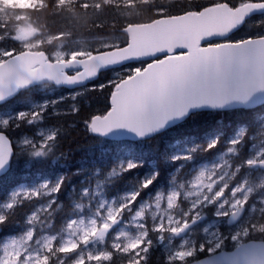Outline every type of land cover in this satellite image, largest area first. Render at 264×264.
<instances>
[{"label":"snow or ice","instance_id":"6c2138e0","mask_svg":"<svg viewBox=\"0 0 264 264\" xmlns=\"http://www.w3.org/2000/svg\"><path fill=\"white\" fill-rule=\"evenodd\" d=\"M138 0H104L105 4H112L116 9L121 6L134 7ZM148 3L149 0H143ZM79 4V8L85 13L90 8L96 12L102 10L100 0L94 3L80 2V0H56L57 11H69ZM196 5V4H194ZM172 13L163 7L153 6L146 21H125L121 29L125 36H129L128 29L136 27H152L156 30H168L176 23H192L198 31L185 41L179 38L177 47L166 45V52L149 57L151 63L145 62L143 68L131 67L128 69L130 75L123 79L110 83L106 86L100 84L98 89L105 91L107 88V106L103 113L93 114L85 122L91 133L101 136L106 135L114 128H127L135 132L137 136L163 127L173 117H182L187 114L191 107L208 105L222 108L231 101H238L241 105L248 107L249 97L255 91V79L259 77L264 81V35L256 38L249 37L240 40L223 39L231 32L241 26L245 19L251 15L264 11V0H241L234 6L228 0H213V2L194 6ZM45 5V0H35V5H29L28 9L39 10ZM20 9V11L28 10ZM78 20L83 18L77 17ZM94 19V18H93ZM84 22H87L86 20ZM258 23H264L258 22ZM95 27L101 28L102 24L96 23ZM2 30V29H0ZM36 30L31 34L23 32L12 33L9 38L20 43L32 39ZM67 33L59 32L55 39H62ZM214 38H221L219 43H213ZM127 48L128 40L121 44L117 42L115 48L107 46L104 50L97 49L95 52L73 51L68 54H58L49 57L46 51L33 45L0 49V102L12 95L19 89L27 87L35 80L47 78L57 84H77L92 80L101 69L124 64L128 58H140L143 53L129 52L127 56L108 57L107 53L115 51L116 48ZM35 49V50H33ZM75 69L69 74L68 69ZM201 73L204 78L201 80ZM264 89V82L258 85ZM93 87L91 90L95 91ZM83 93H75L71 99ZM58 101H52L56 104ZM48 102L37 106L33 105L32 111L20 110L2 122L0 127V172L7 167L13 152L10 140L5 134L9 123L15 121L14 127H20L21 122L28 125L36 124L43 119L47 111ZM79 108L73 104L71 113L75 114ZM60 115L61 113H54ZM67 114V113H65ZM56 131L45 134L41 129L37 132L39 141L25 138L23 144L25 150L31 157L45 158L52 152V146L56 142ZM244 129L229 141L227 152L218 159L221 163L201 167L187 182L177 184L176 176L173 175L171 184L173 187L165 194L158 191L154 197L155 208L159 211L165 205L164 214L159 217L156 212L151 214V221L145 222L144 209L148 207L147 202L140 203L134 215L127 217L134 221L133 227L137 229L135 236L120 230L114 231L115 226L125 219V213H133V204L140 196V191L148 189L156 178L141 182L136 191L120 197V203L115 201L107 203L101 201L96 207L94 216L87 222L83 218L68 219L64 231L67 237L57 241L56 236L35 238L31 227L27 228L19 239L9 238L8 243L0 245V264H123L124 258L127 264H148L150 249L153 246V235L161 242L167 235L169 238H179L185 231L195 227L198 222L204 220L205 210L214 219L203 228L208 239L195 242L188 247L187 241H183L166 254L165 264H264V225L252 224L241 230H236L230 235H225L219 230V224L225 220L229 225L236 222L241 215L248 211H255V203L262 205L264 211V198L250 205L251 188L246 189L247 177H242L233 184V178L237 177L242 170L264 168V150L241 159L235 166V170L229 173L227 168H221V164L227 165L225 156L237 154L242 147ZM218 137L212 139L207 148L216 146ZM196 149L193 148L192 151ZM191 154L174 156L173 160H190ZM138 167L137 164L129 162L121 164L119 169H113L108 173L109 177L119 176ZM65 177L61 176L49 187L48 183L41 184L39 189L23 191L25 198L36 197L38 191L45 190V195L52 196L44 211L51 209L56 204V194L61 193ZM264 187V184L261 185ZM23 187V186H21ZM97 187H99V182ZM73 189L72 194L75 193ZM99 195V193H96ZM20 192H14L11 202L5 207L11 209L17 203ZM71 195V194H70ZM82 196L88 195L84 189ZM183 201L189 205L183 211L180 219H174L170 210H176ZM76 209H83V205L75 202ZM105 204L107 207L105 208ZM59 207V205H57ZM165 214H167L165 219ZM49 215L51 213L49 212ZM37 220L33 213L26 219V224L32 225ZM8 221L6 215L0 214V226ZM217 225V230L209 232V229ZM261 234V240L257 242H241V237H252ZM75 237V238H73ZM121 237H124L121 240ZM36 239L40 246L33 247L30 242ZM230 239L234 245V251H222L226 241ZM107 246L99 250L93 247L87 250V246L95 242ZM203 254V255H201ZM259 257L257 260L256 258Z\"/></svg>","mask_w":264,"mask_h":264},{"label":"trees","instance_id":"16d2710c","mask_svg":"<svg viewBox=\"0 0 264 264\" xmlns=\"http://www.w3.org/2000/svg\"><path fill=\"white\" fill-rule=\"evenodd\" d=\"M87 2L94 3L95 0H87ZM100 2L102 10L99 13L95 8H90L85 13L79 8V4L69 11H57L56 0H45L46 6L39 10L28 9L29 5L6 4L0 0V29H2L0 30V48L19 50V47H27L22 42L17 43L9 38V35L16 33L21 25L29 27L31 33L36 30L34 37L43 39L38 45L47 53L55 47L57 39L54 37L59 32L67 33L62 38L66 41L71 42L77 39L88 41L87 43L93 46L92 52L97 49L104 50L105 48H96L98 40L89 39L116 35V43L122 44L127 39L121 31L125 21L131 20L134 23L146 21L153 6L179 13L191 5H205L213 0H149L147 4L143 0H138L134 7L121 6L119 9L114 8L110 3L105 4L104 0ZM116 2L119 3L121 0ZM228 2L234 6L241 3V0H228ZM20 9L28 10L20 11ZM77 17L83 19L78 20ZM85 20L87 22H84ZM262 21H264V15L249 18L229 36V40L264 35V23H258ZM96 23L102 24L103 27H95ZM47 37L52 40L47 42ZM115 45L112 47L115 48ZM145 62L148 61L132 62L123 67L143 68ZM128 75L130 72H125L121 79ZM108 78L107 71L102 72L98 81L94 82L90 88L81 91L83 95L78 96L75 101H71L79 108L77 113L72 114L71 109L50 117H45L44 113L42 121L36 124L28 125L26 122H21L20 127L17 128L14 127L16 122L11 121L5 130L9 136L26 134L33 140H37L35 129L41 123H46L53 130H57L56 142L47 157H31L25 147L22 152L15 148L9 170L0 177V204L5 202L9 193L19 186L34 190L42 182L53 185L59 177H65L61 193L56 194V204H53L45 216H42L46 222L43 227L47 228L46 231L50 235H58L66 226L65 222L76 216L74 201L82 202V189L91 188L97 181L102 183L107 198H116L128 190L136 191L143 180L152 178L155 173L156 178L153 183L148 189L141 190L138 198L148 191L150 194L156 191L165 192L173 186L171 184L173 175L177 180L187 179L202 161H210L225 151L229 147V141L241 129H244V136L242 147L236 154L238 158L236 163L253 155L256 146L264 140V104L252 109H233L222 112L195 111L182 123L139 141H112L94 136L85 122L93 114H101L105 111L107 88L102 92L98 86L110 85L106 83ZM93 87L97 89L91 90ZM64 105L68 107L71 105L69 99ZM217 137L216 146L208 149V143ZM193 148L196 150L192 151ZM188 154H191L190 160L172 159L174 156ZM129 162L137 164L138 167L120 173L119 176H108L113 169H118L119 163L126 166ZM73 189L76 190L74 194H72ZM41 202L42 199L36 197L23 198L4 212L3 215L8 217V221L4 226H0V245L6 236L22 234L30 227L25 221ZM261 207L262 205L256 203V210L250 214L246 226L264 225V211L260 210ZM249 239H261V234L244 237V240ZM224 248H229L227 241ZM166 254V250H161V245L152 246L148 264H165ZM114 264H116L115 261ZM123 264H127L126 258Z\"/></svg>","mask_w":264,"mask_h":264},{"label":"rangeland","instance_id":"374dc122","mask_svg":"<svg viewBox=\"0 0 264 264\" xmlns=\"http://www.w3.org/2000/svg\"><path fill=\"white\" fill-rule=\"evenodd\" d=\"M2 2L6 3V4H15L17 6L35 5V0H2ZM30 31H31V29L29 27L20 25L18 27V30L16 31V33L17 32H23L25 34H31ZM116 39H117L116 35H110L108 37H101L100 39L93 38V39H89V40H98L99 43L96 45V48H98V47L106 48L107 46H114L115 44H117ZM42 40H43L42 38H35L33 35L32 39L24 40V41H22V43L24 46L30 47L33 45H38L39 43L42 42ZM51 40H52V38H50V37L46 38L47 42H50ZM87 42L88 41H85L84 39H77V40H73L71 42L63 40V39L57 40L55 47L49 53L53 57V56H56L58 54H68V53H71L73 51H81L82 50L85 52H89V51H91L93 46ZM0 49H5V48H0ZM128 69H129V67H122L119 69L112 70L109 73V76H108L109 78L107 79L106 83L116 82V81L120 80L121 77L124 76L125 72H129ZM41 92H44V96L46 99L45 100H38V101H31L30 102L31 107H33V105H36L37 107H39V105L43 104L44 102H48V104H50L54 100L55 101H63L65 98H67L66 95L57 94L55 91H53V89L46 90L45 88L42 87ZM75 93H77V92H74L72 94V96ZM54 94L56 96H53ZM47 95H51V97H47ZM69 109H71V108H69ZM13 114H14V111L12 110L11 107H6L3 109H0V126H3L2 122L4 120L8 119L9 117H11ZM41 129L44 130L45 134H49L51 131H53V129L50 126L41 127L40 129H38V131H40ZM25 138L30 139V140L35 142V140H33L29 136H21L18 143H17V145L19 146L18 149L20 152H22V149L25 147V145L23 144V140ZM39 140H40V137L37 139V141H39ZM256 147L257 148L254 150L253 155H255L257 152L264 150V140H261L260 143ZM227 149L225 151H223L221 154H218L215 158H213L210 161H202L196 167L195 171L192 172V174L187 179H183V178H180L178 180L176 179L177 184H179L181 182H187L203 166H208L210 168L213 164L221 163L218 158L220 156L224 155L227 152ZM225 160L228 161V164L227 165L221 164V168L222 169L227 168L229 173H231L232 171L235 170V166L237 164L236 162L238 161V158H236V154L235 155L228 154L225 156ZM120 166H121V163L118 164V169ZM245 176L247 177V181H248L246 186H245L246 189L247 188L252 189V192L250 193V195H251L250 205H251L252 203H255L256 201H258L259 199L264 198V187L261 186L262 184H264V170H261L260 168L242 170L241 173L237 175V177L233 178V184ZM98 182H99V187H97ZM44 183H48V182H42L41 184H44ZM51 186L52 185L49 184V187H51ZM172 187L173 186H171L164 193L166 194ZM37 189H39V187L34 189V190H37ZM85 189L88 190V195L86 197L82 196V202H79L84 207H83V209H76V207H75L77 213H76V216L73 217L75 219L83 218L85 220V222H87V220L90 217L94 216V212L96 210V207L99 205V203L101 201H106L107 203H112L113 201H115L116 204H119L121 202L120 197L124 196L127 193L134 191V190H128L125 193L117 196L116 198H107L104 194L103 185L100 181L95 182L91 188H85ZM25 190L29 191V192L33 191L31 189H27L24 186L23 187L19 186L16 189H14L12 192H10L8 199L5 202L0 204V214H4V212L9 209V208L5 207V205L8 204L9 202H11L12 193L17 192V191L20 192V195L17 197V203H18V201L20 199L25 198L23 196V191H25ZM82 190H84V189H82ZM45 191H46V189L38 191L36 198L42 199V202L40 204H38L32 210V212L30 214V215H32L33 213H35L37 215V220L32 225H30V227L32 228V230L34 232L35 238L41 239V243L43 242V239H42L43 237L52 236L46 231L47 228L43 227L44 223H46V222H45V218H43L42 216H45V213H47L50 210V209H48V211H44V209L47 208L48 201L52 198V196L45 195L44 194ZM97 192L99 193V195L96 194ZM157 192L158 191L154 192L153 194H150V192L148 191V192H145L140 198H138L137 201L132 206L133 207V213H125V219L122 220L119 224H117L115 226L114 231L119 233L120 230H123L125 233L132 235V236H135L137 234V229L133 227V224L135 222L131 221L127 217L134 215V212L136 210H138L140 203L147 202V205H148V207L144 209V220H145V222L151 221V214L153 212H156L158 217L161 214H164V209L166 207L165 205H162V207L159 211L155 208L154 197H155ZM15 204H13V205H15ZM74 206H75V204H74ZM188 206H190L189 202L183 201L180 204V207L177 208L175 211L170 210L174 219H180L183 211L186 210V208ZM106 207H107V204H105V208ZM255 207H256V203H255ZM252 212L253 211H251L250 209L248 211H246L244 216L242 217V219L237 224H235L233 226H228L226 224V220H225L224 222L219 224V226H218L219 230L225 235H230L232 232H234L236 230H241L242 228L246 227L248 218ZM166 216H167V214H165V219H166ZM204 217H205L204 220L198 222V224L195 227L191 228L190 230L185 231L179 238H176V237L169 238L166 235L163 242H161L155 235H153V237H152L153 247H156L159 244V245H161V250H166L167 254H171V251L173 249H175L177 247V245L183 241H187L186 246L190 247V246H192V244L194 242L196 244H199L201 241L207 240L209 237H208V235H206L204 233L203 228L205 226H207L209 223H212L214 217L211 214H209L207 212V210H205ZM73 218H71V219H73ZM36 229H37V231H36ZM216 230H217V225H213V227L209 229V232H214ZM21 235L22 234L6 236L2 241V245L5 243H8L9 238L14 237L16 239H19ZM67 235H68V233L66 231H64V229H63L62 232H60L58 235H54V236H56L57 242H59L60 240L66 238ZM73 238H75V237H73ZM123 239H124V237H121V240H123ZM243 241H245V240H244V237L242 236L241 242H243ZM227 243H228V247H229L227 250H231L232 248H234L233 242L230 239L227 240ZM30 244L36 248H38L40 246L39 244L36 243V239L31 241ZM94 246L97 250H99L101 247H105V244L101 245L98 241L95 242L94 245L92 243H90L87 246V250H92ZM223 249H225V248H223ZM65 264H68V262L65 261Z\"/></svg>","mask_w":264,"mask_h":264},{"label":"water","instance_id":"95a60500","mask_svg":"<svg viewBox=\"0 0 264 264\" xmlns=\"http://www.w3.org/2000/svg\"><path fill=\"white\" fill-rule=\"evenodd\" d=\"M260 15H264V11L251 15L250 17H248L247 19L244 20L243 24L245 23L246 20H248L252 16H260ZM196 31H198V29L192 23H176L173 27H171L168 30H156L155 28H152V27H136V26L129 28L128 32L130 35L127 36L128 47L126 49L123 47L116 48L115 51L107 53V56L108 57H115V56H121V55L127 56V54L129 52L135 51V52L143 53L142 57H140V58H128L125 60L124 64H122V65L118 64V65H115L113 67L101 69L100 72L105 71V70L114 69V68H119V67L128 65L132 62L148 61V63H151L152 61L149 59V57L154 56V55H158L160 52H166V55L171 56L172 53L167 52L165 46L171 45L172 47H177L178 45H177L176 41L179 38L182 37L185 39V41H187V40L191 39V37L196 33ZM235 31L236 30L231 32L227 37H224L223 39H228V37L232 33H234ZM256 37H258V36H255L252 38H256ZM220 39L221 38H214L213 41H216V43H219ZM244 39H247V38H244ZM74 71H75V69H71V68L68 69L69 74H73ZM99 73L92 80L85 81L83 83H77V84H65V83L57 84L55 81L48 80L47 78L35 80L31 84H29L27 87L19 89L18 91H16L12 95L8 96L4 101L0 102V104L5 102L8 99H11L20 91L29 89L30 87L36 86V85L52 84L57 88L64 87L66 89H76V88H80V87H85V86L89 85L90 83L96 81L98 76H99ZM203 78H204V74L201 73L200 79L202 80ZM261 82H264V81H262L259 77H257L255 79V84H254L255 91H253L251 96L249 97L248 103L250 104V106H248V107L241 105L238 101H231L228 105H226L222 108L211 107L208 105H202L199 107H191L188 110L186 115L179 117V118L173 117L172 119L168 120L163 127H160L158 129L152 131L151 133H147L144 136H137L135 132H132V131L128 130L127 128H114L104 136H101L97 133H91V134L94 136L102 137V138L112 140V141H125V140L126 141H139V140H142L145 138H151L154 135L160 134L163 131H165V130L173 127V126H176V125L182 123L184 120H186L189 117V115L192 112H195V111L213 110V111L222 112V111H228V110H233V109H252V108H255L259 105L264 104V89H261L258 86ZM10 146H12L11 140H10ZM12 155H13V152H12ZM12 155H11V157H12ZM11 157H10V160H11ZM10 160H9V163H8L7 167L5 168V170L0 172V176L8 171V169L10 167ZM260 169L264 170V168H260ZM244 214H245V212L233 224L229 225L227 223V221H226V224L228 226H233V225L237 224L242 219ZM260 240L261 239H249V240H246L243 242H253L254 241V242L259 243ZM234 250H235L234 248H232L231 250L222 249V251H228V252H231ZM256 259L258 260L259 257H257Z\"/></svg>","mask_w":264,"mask_h":264},{"label":"flooded vegetation","instance_id":"af4514ba","mask_svg":"<svg viewBox=\"0 0 264 264\" xmlns=\"http://www.w3.org/2000/svg\"><path fill=\"white\" fill-rule=\"evenodd\" d=\"M49 55V57H52L50 55V53H47ZM119 69V68H116ZM114 70V69H110L107 71V74L109 76V73ZM106 72V71H105ZM42 87L45 88L46 90L49 89H53V91H55L57 94L60 95H66L67 98H65L63 101H58L56 104H48V108L47 111L44 112L45 113V117H50L51 115H55L54 113H62V112H66V110H69V108H71V106L74 104L71 101H74L71 99V96L74 92H81L86 88H90L91 85H87L85 87H80V88H76V89H66L64 87L61 88H57L52 84H42V85H36V86H32L29 89L20 91L19 93H17L14 97H12L11 99L6 100L5 102L0 104V109L6 108V107H11L12 110L15 112L20 111V110H25V111H32L34 110L33 107H31L30 102L31 101H38V100H45V96H44V92L42 91ZM53 96H56L55 94ZM47 97H51V95H47ZM67 99H69L71 105L65 106V102L67 101ZM38 110V107H37ZM11 123V122H10ZM9 123V125H10ZM47 126L46 123H41L39 126L36 127V133L35 136L37 137V139L39 138L37 136V131L38 129H40L41 127H45ZM2 127V126H0ZM6 134V132H5ZM7 135V134H6ZM8 138L11 140L12 143V147H13V155L15 153V148H17V150L19 151V146L17 145L19 139L21 136H27L26 134H21V135H17L15 137L9 136L7 135ZM37 140H35L36 142ZM24 149V148H23ZM12 155V157H13ZM12 157L10 160V165H11V161H12Z\"/></svg>","mask_w":264,"mask_h":264}]
</instances>
